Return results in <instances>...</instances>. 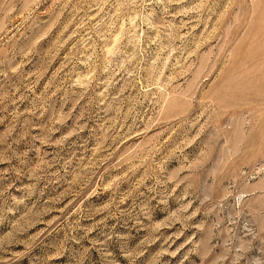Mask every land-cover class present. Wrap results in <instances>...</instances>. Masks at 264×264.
Returning a JSON list of instances; mask_svg holds the SVG:
<instances>
[{
    "label": "rangeland",
    "instance_id": "rangeland-1",
    "mask_svg": "<svg viewBox=\"0 0 264 264\" xmlns=\"http://www.w3.org/2000/svg\"><path fill=\"white\" fill-rule=\"evenodd\" d=\"M0 264H264V0H0Z\"/></svg>",
    "mask_w": 264,
    "mask_h": 264
}]
</instances>
